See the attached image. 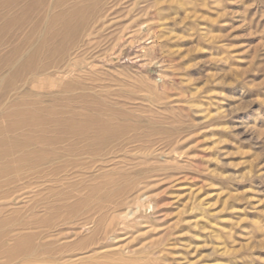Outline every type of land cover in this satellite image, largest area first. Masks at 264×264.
Segmentation results:
<instances>
[{
	"label": "rangeland",
	"instance_id": "374dc122",
	"mask_svg": "<svg viewBox=\"0 0 264 264\" xmlns=\"http://www.w3.org/2000/svg\"><path fill=\"white\" fill-rule=\"evenodd\" d=\"M91 2L0 67V264H264V0Z\"/></svg>",
	"mask_w": 264,
	"mask_h": 264
},
{
	"label": "bare ground",
	"instance_id": "6f19581e",
	"mask_svg": "<svg viewBox=\"0 0 264 264\" xmlns=\"http://www.w3.org/2000/svg\"><path fill=\"white\" fill-rule=\"evenodd\" d=\"M48 1L49 0H0V49L11 46V50L7 51L4 55H0V67L13 60L17 51L21 50V47L29 42L30 35L32 36L33 33H42L44 29L46 36V40L44 41L39 37L40 40L42 39L41 46L27 57L26 61L19 64L16 71L15 69L13 70L15 71V74H13L14 77L27 71L36 64L46 44L51 46V51H53V53L59 51V47L71 38L77 28L84 23L88 16H90L92 0H70L72 1L71 5L64 6V2L63 7L61 6L56 11H54L55 9H53V6L61 5L63 0ZM43 19L44 21H48L46 25ZM23 33H27L24 39L22 37L21 39L23 40L20 39L21 41H18V44L15 43V45L12 46L11 44ZM58 38L60 40H58ZM10 79H12V77H10L9 80Z\"/></svg>",
	"mask_w": 264,
	"mask_h": 264
}]
</instances>
